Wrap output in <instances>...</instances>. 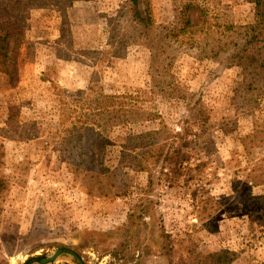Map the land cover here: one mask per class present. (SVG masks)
Here are the masks:
<instances>
[{"label":"rangeland","instance_id":"374dc122","mask_svg":"<svg viewBox=\"0 0 264 264\" xmlns=\"http://www.w3.org/2000/svg\"><path fill=\"white\" fill-rule=\"evenodd\" d=\"M1 2L8 14L0 22H17L19 35L9 41L11 72L0 68V173L9 177L0 196V264H29L60 248L85 264H199L197 254L220 251L221 264H264V199H257L264 194V101L243 103L240 64L185 52L171 71L177 91L153 93L146 83L153 40L173 21L174 0H137L151 17L149 37L108 57L102 52L114 26L138 36L123 16L129 0ZM208 4L238 22L252 20L247 0ZM91 82L158 116L110 129L105 149L86 136L66 145L55 90L75 94ZM193 104L207 120L175 138L181 153L170 152L171 161L161 155L140 169L119 153L132 129L184 131ZM76 160L83 162L72 174Z\"/></svg>","mask_w":264,"mask_h":264},{"label":"trees","instance_id":"16d2710c","mask_svg":"<svg viewBox=\"0 0 264 264\" xmlns=\"http://www.w3.org/2000/svg\"><path fill=\"white\" fill-rule=\"evenodd\" d=\"M203 1V4H197L195 0L184 2L174 0L173 21L162 26L154 36L149 77L146 80L150 92L168 94L177 91L179 82L171 71L179 56L186 52L193 54L197 59L222 56L225 63L240 64L243 76L240 93H242L243 103L249 106L260 104L264 101V0H247L253 5V13L252 20L244 23L238 22L227 12L224 14L216 12L209 6L208 0ZM7 4L0 3L2 15L8 14ZM144 13L142 14L138 9L137 0H129L123 16L132 27V32H139L138 36H132L129 30L125 31L120 26H114L107 40L110 47L103 50L102 57L103 55L105 57L120 56L126 52L129 43L133 40L141 41L149 37L148 30L153 25L149 13ZM16 23L0 22V68L6 72L12 70L8 68L7 60L9 41L19 35V27ZM256 41L259 45L255 51H251L250 46ZM55 91L59 96L58 136L62 137V142L65 143L66 140L68 146L72 143H80L86 136L87 141L98 138L102 148L105 149L107 133L110 129L119 125L129 126L130 122L146 121L158 116L156 111L145 108L131 95L106 94L96 87L95 82H91L87 89H81L75 94L67 95L61 90ZM193 106L194 104L189 106L190 113L184 118V131L167 136L168 129L140 130L137 133L132 129L133 136L121 145L119 153L123 156H132L133 164L140 169H147L161 155H164V161H171L173 152L181 153V147L175 138L184 137L188 133L187 126L199 124L202 127L207 120L205 110L201 106ZM81 116L85 119L81 120ZM167 139L171 140L163 142ZM241 141L243 143V140ZM243 145L244 150L249 152L247 143L244 142ZM71 161L73 163V158H70ZM82 162V160H76L74 168H71L72 174L79 172V165ZM171 163L168 164L174 165ZM102 167L104 171L117 175V169L103 164ZM8 178V175L1 171L0 196L8 186ZM119 189L114 194L121 195L123 192ZM257 199L260 202L263 201L264 194L258 195ZM262 218L264 220V214ZM197 256L199 259L196 262L199 264H221L223 251L199 253ZM3 264L8 262L5 261Z\"/></svg>","mask_w":264,"mask_h":264},{"label":"water","instance_id":"95a60500","mask_svg":"<svg viewBox=\"0 0 264 264\" xmlns=\"http://www.w3.org/2000/svg\"><path fill=\"white\" fill-rule=\"evenodd\" d=\"M58 261H64L68 264H85L82 258L74 251L69 249H56L51 254L29 264H55Z\"/></svg>","mask_w":264,"mask_h":264}]
</instances>
